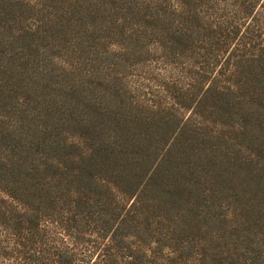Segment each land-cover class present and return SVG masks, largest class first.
<instances>
[{"label": "trees", "instance_id": "1", "mask_svg": "<svg viewBox=\"0 0 264 264\" xmlns=\"http://www.w3.org/2000/svg\"><path fill=\"white\" fill-rule=\"evenodd\" d=\"M0 264H264V0H0Z\"/></svg>", "mask_w": 264, "mask_h": 264}]
</instances>
